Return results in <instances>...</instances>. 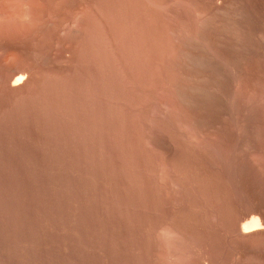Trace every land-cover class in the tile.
<instances>
[{
  "label": "rangeland",
  "instance_id": "obj_1",
  "mask_svg": "<svg viewBox=\"0 0 264 264\" xmlns=\"http://www.w3.org/2000/svg\"><path fill=\"white\" fill-rule=\"evenodd\" d=\"M0 264H264V0H0Z\"/></svg>",
  "mask_w": 264,
  "mask_h": 264
},
{
  "label": "bare ground",
  "instance_id": "obj_2",
  "mask_svg": "<svg viewBox=\"0 0 264 264\" xmlns=\"http://www.w3.org/2000/svg\"><path fill=\"white\" fill-rule=\"evenodd\" d=\"M255 218V217H254ZM252 219V217H250L246 222H249L250 221V219H251V221L249 222V223H246V224H243L242 225V228H241V230L242 231H248L249 229H255L256 227H258L259 226V223H258V221H257V218H255V219Z\"/></svg>",
  "mask_w": 264,
  "mask_h": 264
}]
</instances>
